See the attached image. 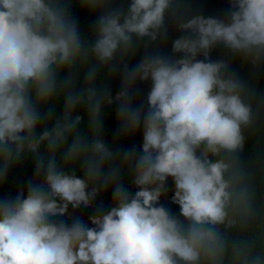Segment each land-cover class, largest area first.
Segmentation results:
<instances>
[{"label":"clouds","instance_id":"obj_1","mask_svg":"<svg viewBox=\"0 0 264 264\" xmlns=\"http://www.w3.org/2000/svg\"><path fill=\"white\" fill-rule=\"evenodd\" d=\"M71 3L0 0V185L34 162L0 198V264H264V94L232 67L264 69V0L219 17L188 0H76L97 17L86 35ZM113 104L114 142L140 133V147L102 138ZM169 178L178 214L161 203ZM109 191L89 223L69 212Z\"/></svg>","mask_w":264,"mask_h":264},{"label":"trees","instance_id":"obj_2","mask_svg":"<svg viewBox=\"0 0 264 264\" xmlns=\"http://www.w3.org/2000/svg\"><path fill=\"white\" fill-rule=\"evenodd\" d=\"M129 0H117V4L123 5L126 7ZM189 5L193 9V14H203L207 16L219 17L224 14L229 6V0H188ZM71 15L78 21L79 29L82 35L90 34L92 31L93 22L97 18L96 15L89 14L85 10H81L79 5L76 3V0H72L71 7L69 9ZM178 33L174 30L170 31L169 39L167 42V52H171V43L172 40L176 38ZM222 53L217 50L213 52L212 59L220 58ZM140 55L138 54L134 59L130 61V64H135L139 61ZM233 70L238 73V75L245 81H253L258 91L264 94V69H262L258 74H253L252 70L248 67H242L238 62H234ZM109 88L112 92V95L115 96L120 90V77L116 76L111 81L108 82ZM139 96L137 100H143L148 91V85L140 84L139 85ZM62 107V105H61ZM116 105L113 104L111 107L106 109L103 117V129H102V138L106 141L108 146L113 149H128L130 147L136 146L140 147L142 145V135L137 133L135 136H129L127 138H121L115 140L117 133V117L115 113ZM61 108L57 109V115L60 114ZM81 127H84L82 124ZM251 154V149L245 153V157H248ZM77 174L80 175L79 171ZM34 176V162L31 159L23 160L19 164L14 165L10 168L6 182L3 185H0V198L5 197H14L17 194V191L23 187L26 189L27 183ZM124 182L126 186L129 187L131 191H135L133 185L129 183L127 176L124 177ZM168 192L161 197V203L169 209L172 213L178 214L179 207L171 203V197L173 195L174 184L169 178L167 182ZM112 204L111 192H107L97 198L94 203L93 208L85 209L81 207L77 210L69 209V212L73 217H80L86 223H89V217L94 215V209L96 207H102L105 212L110 210ZM57 220H64L68 223H71L68 216L57 217Z\"/></svg>","mask_w":264,"mask_h":264}]
</instances>
